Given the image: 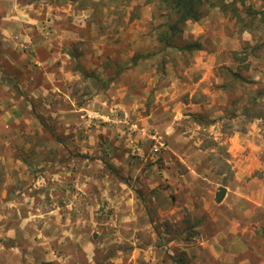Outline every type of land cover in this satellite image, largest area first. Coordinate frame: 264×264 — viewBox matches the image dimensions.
I'll return each instance as SVG.
<instances>
[{"label": "rangeland", "instance_id": "rangeland-1", "mask_svg": "<svg viewBox=\"0 0 264 264\" xmlns=\"http://www.w3.org/2000/svg\"><path fill=\"white\" fill-rule=\"evenodd\" d=\"M220 2L181 53L154 0H0V264H264V0Z\"/></svg>", "mask_w": 264, "mask_h": 264}, {"label": "trees", "instance_id": "trees-1", "mask_svg": "<svg viewBox=\"0 0 264 264\" xmlns=\"http://www.w3.org/2000/svg\"><path fill=\"white\" fill-rule=\"evenodd\" d=\"M219 2L220 0L218 2L217 0H154L153 6L160 11L161 22L156 33V41L161 45V49L181 53L199 50L198 44H181L178 42V37L187 22L199 21L207 14L209 8L216 6L217 3L223 5ZM248 105L243 109L248 118L260 120L264 125V83L252 92ZM259 178L264 181V172L259 174ZM222 196L223 194H219L217 201H220Z\"/></svg>", "mask_w": 264, "mask_h": 264}]
</instances>
